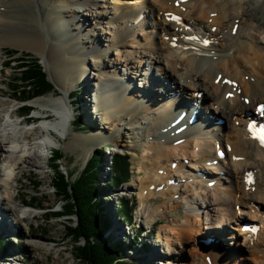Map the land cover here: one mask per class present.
I'll use <instances>...</instances> for the list:
<instances>
[{"label": "bare ground", "instance_id": "obj_1", "mask_svg": "<svg viewBox=\"0 0 264 264\" xmlns=\"http://www.w3.org/2000/svg\"><path fill=\"white\" fill-rule=\"evenodd\" d=\"M140 1H143L144 4V0H135L134 2L125 0V3L122 0H115L113 2L115 5L110 8L114 11L111 12L106 10L105 6H102V10L90 7L91 0H0V50H2L4 42L13 40L18 41L23 48L33 50L43 57L46 55L44 60H46L50 74L55 83L60 86L61 91L57 96L45 98L47 102L53 104L54 113L43 111L42 121V116L33 115L31 118L42 123L27 129L20 126L23 122L26 123L30 120L28 117L22 119V122L15 120L21 107L12 108L10 101L0 99V159L2 161V165H0V232L7 235L9 232L22 229L21 224L25 218H37L36 213L26 206L28 203L33 206V203L22 199V194H19V191L16 193L17 195H14L11 190L26 171L21 167V162L34 166L36 158L45 159L42 149L46 155L47 149L56 145L54 140L56 137L51 132V128L64 135V132L69 130L72 119L69 118L65 102L66 100L69 102V99L72 98L69 89L70 83L83 82L86 87L93 86L94 89V80L102 82L116 80L111 82L116 83L120 81V78V83L123 81L126 84L117 86L115 90L117 92L105 93L108 92L105 88H108L103 87L104 84L96 86L99 91L97 105L100 108L94 107L93 110L100 111L103 115L101 124L107 123V129L112 134L121 131L125 135L122 129L129 128L128 124H132L134 129L140 126L145 128L139 132L144 141L146 152V157L138 166L140 171L143 169L144 173L143 180L139 181L141 201L139 216L144 218L148 216L152 222H155L156 216L160 215L163 209L159 211V207H150L149 200L163 194H168L170 201L175 203L180 199L187 198V211L198 213L197 208L193 206L194 202H190L192 199L194 200V197L192 198L193 191H198L197 198L202 197V202L199 203L200 209L207 208L203 221L197 217L191 220L189 214H186L184 221L176 220L168 228V232L163 231L164 233L159 239H164L162 242V245L166 247L164 251L171 258H167V261L161 264H175L173 261L176 256L174 244L180 245L183 242L189 244L196 241L198 235L203 236L209 232V237L212 239L209 242L218 244L221 236L220 231H225L228 226V228L235 226L234 207L241 208L237 212L240 223L238 228L240 229L241 215L245 214L243 208L248 205L253 209V206H256L257 212L251 213L250 219H258L259 228L256 234L249 230L243 232L245 235L247 232L251 240L245 247L248 248L251 264H264V148L254 138V131L249 126L250 119L255 114L254 110L259 103L264 101V24L255 17L253 12L249 11L247 0H182L178 6H175L174 2L181 0H155L157 4L154 6L151 5V0H147L146 5L155 12L153 16H158L156 22H153V28H157L147 31L145 28L150 26V23L146 21L144 13L137 8L138 4H135ZM256 1L258 4L264 2V0ZM61 2H66L67 7L61 5ZM70 3H81L79 5L83 7L82 10L87 12L78 16L81 9L70 6ZM31 4L34 6L30 7ZM19 5H23L22 10L19 9ZM129 5H132V9ZM116 8L119 9L115 10ZM23 10H29V16H24ZM119 10L130 11L128 15L132 14L133 17H128L123 13L120 20L116 16ZM56 12L60 17H66L69 20L57 21ZM110 14L112 17L109 16ZM160 14L161 16H159ZM91 16L92 19L96 18L92 22H90ZM114 17L116 18L114 19ZM104 18L112 19L117 24L111 20L107 22L108 26L101 25ZM137 19L139 25L135 24ZM55 22L64 27L65 40L57 41L52 38V35L58 37L60 32V29L54 27ZM93 23L96 26L90 28ZM109 24H113L110 27L112 31L105 29L106 27L109 29ZM213 25L217 27L215 32L210 30ZM158 27L161 28L160 32L156 31ZM167 31L176 33V36H171ZM102 36L106 37L109 42L107 49L99 48L100 50H98L94 43H98ZM166 36L168 37L167 42L159 41ZM209 37H214L213 41H209ZM206 39L208 40L207 45L204 43ZM119 44L123 47L137 48L136 52L145 57L143 63L147 66L139 71L134 62H131L130 56H140L136 52L121 49L115 54V59L123 62L126 66L124 72L119 73V76L120 74L123 76L118 77L117 69L113 66H111L112 70H109L107 63H102L100 58H104L113 45ZM92 52L95 53L94 56L88 59L86 55H90ZM155 63L160 64L158 69L160 73L158 74L147 70ZM2 64L0 61V66ZM132 67L133 69L130 71L129 68ZM86 70L88 71L87 75L85 74ZM127 70L130 71L129 74L136 73L139 77L144 75V91L135 95V97L143 96L138 99L139 102L130 95L129 90L131 93L134 90L128 87L130 76H128ZM90 80L91 82H89ZM149 85L151 86L149 87ZM123 87L125 92L127 89V97L124 98L122 105L117 103L113 107H105L103 102L111 101L113 97L123 93L121 91ZM93 89L91 90L94 91ZM190 89L191 92L186 93ZM200 90L203 91V99L209 102L205 108L211 110L209 111L211 115L207 118L206 111L202 112V108L198 107V122L207 119L209 127L202 128L203 132L197 134L195 127L188 123L185 124L182 118L177 116V112H189L194 100L192 98H196ZM177 94L179 95L177 96ZM180 98L185 102L182 107ZM118 99L119 97H117ZM246 99H248V103H245ZM86 101L84 100L85 103H83V114L88 117ZM24 106L32 108L31 105ZM151 107L157 111H155L154 118L149 111ZM250 109L253 111L251 114L249 113ZM54 114L58 117L53 122H47L53 118ZM216 116L224 118L227 124L222 125L214 122L213 117ZM149 117L154 125L151 129L146 128L144 122V118L149 119ZM173 117L177 118L179 125L190 126L189 129L180 134L165 135L162 128L165 123H170ZM234 120L237 125L232 124ZM89 125L96 126L94 122ZM97 126L104 129V125H100V123ZM173 127L175 128V126ZM32 132L34 133L33 137H31ZM97 133L95 130V133L87 136L86 140H82L85 137L73 135L72 142H67L66 147L72 149L78 143L83 145L89 138L98 140L100 136ZM209 133L210 135L206 136ZM180 137H185V140L176 145L175 142ZM37 139H40V142ZM217 144L224 147L226 156L219 161V167L208 166L205 164L206 161L216 159ZM180 159H187L190 163L183 166ZM173 161H176V166L168 168ZM197 161L201 163L198 165ZM38 164H40L39 167H43L41 163ZM188 168L193 170L195 175H192ZM28 170L30 171V168ZM196 170L206 174L209 179L203 178L202 174L197 175ZM220 170L224 171L227 178L218 175ZM247 172L254 176L252 183H248L246 180ZM29 175V177L32 176L30 173ZM172 178H175L174 181L180 182L191 180L189 184L170 185L168 182ZM219 178L220 181L221 178L225 181V185L220 187V182L211 188L207 186L206 181ZM31 179L29 184L34 188L36 182L33 177ZM190 189H192L191 192H189ZM180 191L186 195L181 196L180 194L178 197L172 198ZM17 197L19 198L18 203H11ZM162 202L163 208H166L167 202ZM195 203L198 206V201L195 200ZM36 205L35 203L33 207H39ZM206 205H214V207L210 209ZM115 210L114 213L111 212L112 216H116ZM191 215L194 217V214ZM256 216L257 218H255ZM10 218L12 221L8 222ZM196 223L201 224V228H199L201 230L197 231ZM204 223L205 225L202 226ZM164 228L166 230L167 227ZM111 230L116 235L124 233L116 220H114ZM166 233H174L176 240L173 241ZM39 237L50 240L45 235H39ZM54 241V246L59 245L60 239H54ZM218 252L219 255H224L228 251L221 248ZM55 253L54 261L61 264L59 261L61 251L57 250ZM159 253V249L157 251L150 249L145 253V257L153 260ZM175 261H179V258H176ZM180 264L186 263L180 262ZM224 264L230 263L224 261Z\"/></svg>", "mask_w": 264, "mask_h": 264}, {"label": "rangeland", "instance_id": "obj_2", "mask_svg": "<svg viewBox=\"0 0 264 264\" xmlns=\"http://www.w3.org/2000/svg\"><path fill=\"white\" fill-rule=\"evenodd\" d=\"M125 3V0H122ZM132 2H134L135 0H131ZM152 1V6L156 5L157 2L155 0H151ZM248 1V9L250 12H253V14L255 15V17L257 19H259L263 24H264V2L261 4L256 3V0H247ZM112 2V3H111ZM113 2H115V0H91L90 2V7L95 8L96 10H102V6H105L106 10H110L111 12H113L110 8L113 7ZM127 2V0H126ZM143 1L137 2L135 4H138L137 8L140 9L143 13H144V17H146V21L148 23H150V26L146 27L145 29L147 31L152 30V29H156L157 27L153 28V22H156V18H158V16L154 17L153 14L155 12H153V9H151L150 7L148 8L146 6L147 0H144V3H141ZM61 5H63L64 7H67L66 2H61ZM81 3H70V6H74L76 8L81 9V11H79L78 16H80L82 13H85L87 11L82 10L83 7H81V5H79ZM130 4V3H128ZM133 4V3H132ZM77 5H79L77 7ZM34 6V5H30ZM36 6V5H35ZM132 9V5H129ZM85 8H87L86 5H84ZM157 7V6H156ZM27 8V7H26ZM36 8V7H35ZM121 8V7H119ZM119 8H116L115 10H118ZM19 9L22 10L23 9V5H19ZM37 9V8H36ZM149 10L151 11V13L149 12ZM161 10V9H160ZM38 11V10H37ZM130 11H125V10H119L118 13H116V16H118V18L121 20L122 19V15L124 13V15L128 16V17H133V15H128ZM29 10H23L22 14L24 16H29ZM161 13V12H160ZM56 18L57 21H62L63 20H69L68 18H64V17H60L59 13L56 12ZM135 16L137 15V12L134 14ZM151 15L154 17L151 18ZM212 15V14H211ZM109 16L112 17V14H110ZM114 16V15H113ZM161 16V14L159 15ZM62 18V19H61ZM90 22H92V20L94 21L96 18L92 19V16L90 17ZM116 17H114L115 19ZM155 19V20H153ZM112 19L109 18H104L103 22L100 23L101 25H106L108 26L109 21H111ZM158 20V19H157ZM113 21V20H112ZM114 23H116L115 21H113ZM112 22V23H113ZM97 24V22H96ZM95 23L92 24V26L90 28H94L96 26ZM117 24V23H116ZM152 24V25H151ZM155 24V23H154ZM113 24H109V29L108 27H106V30L112 31V29L110 28ZM256 25V24H254ZM258 25V24H257ZM58 26V27H57ZM54 27H56V29H60L63 30L62 32H59L58 37L52 35L53 39L59 41V39H64L66 37H64V27L60 25V23L58 24L57 22H55ZM212 27V28H211ZM210 27V30L215 32L216 31V26L213 25ZM158 32L161 31V28L158 27V29L156 30ZM117 32V31H116ZM168 34H170L171 36H176V33H171V31H167ZM147 33V32H146ZM67 36V35H66ZM107 37V35H106ZM106 37L104 38L103 36L101 37V39L99 40L98 43H94L95 44V48L100 50V49H107V44H108V40L106 39ZM4 38V37H3ZM163 38V37H162ZM159 39V41H164L167 42L168 41V37H164L163 39ZM214 37H209V40L213 41ZM4 42V41H3ZM140 42H143V40H140ZM21 45V44H20ZM19 45L18 41H7L4 42L3 46H2V50H0V61H2V65L0 66V74H1V79H0V99L3 100H7L10 101L12 108H17L19 105V102L14 99L12 96H14L16 93V95L14 97L19 98V96H21L17 91L13 90L10 87V84H12L14 82V79L17 78V74H16V69H17V65L16 62H13L11 65L6 66L5 62H7L8 60H10L11 58L17 59V58H26L29 60H33V59H37L39 60L43 71L45 72L48 80L50 81V83L53 85V89L48 92L47 94L43 95V96H39L36 98H33L29 101H26L27 104L29 105H36L35 107H33V110H31V112H27L22 113L21 109L18 110L17 112V117L15 120L21 121L24 118H29V121H26V123H22V125L20 127H24L25 129L27 128H33L34 126L42 123V119L44 118V114L43 111L47 110L49 111V113L53 114L54 111V106L53 104L49 103L46 101V97H51V96H57L60 94V86L57 85L54 81V78L52 77V75L50 74V70H49V66L47 65L46 60H44V57H46V55L41 56L39 53L33 51V50H29L26 48H23ZM174 46V45H173ZM158 47L159 44H158ZM100 48V49H99ZM124 49L127 50L128 52H136L137 48H131L128 46H121V44L119 45H113L112 48L110 49V51L108 50L106 56H104V58H100L101 62L108 65V69L112 70L111 66H113L116 70V75L118 77H122L121 74L119 76V73L124 72L123 70L126 68V66L124 65L123 62H120L119 60L117 61V59H115L116 57V53L119 52V50ZM138 49H141L138 47ZM144 50H147L145 48H142ZM12 51H16V53H13ZM13 53V54H12ZM94 52H92V54L90 55H86L88 57V59H91L92 56H94ZM138 56H130V60L134 65H136L137 69L139 71H142L143 68H145L147 65L144 64L143 62L145 61V57H143L142 54L137 53ZM85 56V57H86ZM109 61V62H107ZM116 61V63L114 62ZM5 65V66H4ZM114 65H118L117 67H115ZM160 67V64L155 63L153 64L151 67L147 68L148 71H150L151 73L154 74H158L160 73V71L158 70ZM132 68H129L130 71H132ZM106 70V69H105ZM120 70V71H119ZM129 70H127L128 76H130L129 79V83H128V87L132 88L134 90V92L131 93L130 95L136 99V101L139 102V98H143V96H136L135 95L137 93H141L140 91H144L143 90V85H144V75L142 76H137L136 73L133 74H129ZM85 74H88V71L86 70ZM90 76V75H89ZM88 76V77H89ZM132 79V80H131ZM119 80L121 81V79L119 78ZM94 80L93 84H94V89L93 86H85V84L83 82L81 83H75V82H71L69 85V89H75L73 96V101L72 98L69 99V102L66 100V106H67V110H68V115L69 118L75 119L76 116H80L81 119V124L75 125L73 124V120H72V124L69 126V130L65 131V135L59 131H56V133H54V136L56 137L55 140V147L51 148V149H47L46 155L45 152L42 149V153L45 156V159L40 160L38 158L35 159L36 165L34 166H29L27 163L25 162H21V167L25 168V170L27 171L30 168V171L28 170L27 172L25 171L23 176H20V179L17 183H15L14 188L11 190V193L14 195H17L16 193L19 191V194L21 195V198L24 199L25 201L31 202L33 203V206H35V203L37 204L36 206H39L40 209L37 208H29L32 212L36 213L37 218L36 219H32V218H25V220L22 222V229L17 230V231H12L7 233V235H3L2 232H0V241L2 242V248L0 249V264H58L57 262H55V251L59 250L61 251V258L59 259V261L61 262V264H82L75 256V250H74V243L72 241V239L67 238L66 237V233L68 231L67 229V225L70 223L69 220H67L65 217H55L54 215H52L53 212H58L61 211V204H63L62 200H61V194H58L57 191H54L53 189V181H52V173H51V162L50 159L53 157V150H60L63 157L60 159V166L61 169L64 171V173L66 175H71L70 180H73L74 177L76 175L79 174V172L82 170L84 164L86 163V161L90 158V156L95 153L97 150L101 149L102 146L105 147V151H104V155H103V159L101 160V166H100V170L97 176V184L100 187V190L102 191V197H99L101 200V206L103 207V213L105 214L106 218L108 219V229L105 231L104 237L109 238L110 241L112 242V244H114L115 242H113V240L121 243V247H122V252H123V259L125 261L126 264H156L157 262L159 264L167 261V258H171L169 257V255H167V253L164 251L166 250V247H164V245H162V242L164 241V239H159V237H161L162 233H164L163 231H167L169 227H171V225L173 223L176 222V220H178V222L184 221V215L189 214V218L191 220H193V218H199L201 221L204 220V216H205V211L207 210V208H201V206H199V203L202 202V197L199 196L197 198V196L199 195L198 191H193L194 192V196H192V198L194 197V200L192 199L190 202H194L193 206H195L198 211V213L195 212H188L187 211V206H188V199L187 198H183L180 199V201H178L177 203L170 201V196L168 194H163L160 195L158 197H153L151 198V200H149V205L150 207H159V211L162 210L160 215L156 216V222H152V220L150 219V217H141L139 216V213H141V209H140V198H139V192H140V188H139V181L143 180L144 178V173H143V169L138 168V166L140 165L141 161L144 160V158L146 157V152L144 150V141L142 140L141 136L139 135V132L144 130V126H140L137 129H134L132 127V124H128L127 127L129 128H124L122 129V131L124 130L125 135L123 133H121V131H119L118 133L112 134L111 131H108V124H101L102 120H103V115L100 113V111H94V107L100 108L97 105V100L99 99L98 96V90L96 88V86H100L102 84L103 87H107L108 89L105 88V90H107L108 92L105 93H114L117 92L115 91L117 86H120V84H126L122 81V83H120V81L118 82H113L112 81H116V80H112L111 82L106 81V82H102V81H96ZM91 82V80L89 81ZM119 83V84H118ZM20 86L22 84H19ZM107 85V86H105ZM151 85H149L150 87ZM93 89L94 91H92L91 89ZM115 88V89H114ZM125 88L123 87V89L121 90L123 93H119V95H117L116 97H113V99L108 100V102L105 100V102H103V104L105 105V107H113L115 106L117 103L121 104L123 103L124 98L127 97V89L126 92L124 91ZM202 91V90H200ZM76 92V93H75ZM187 92H191L190 90H187ZM102 93V92H101ZM100 95V94H99ZM117 97H119V99L117 100ZM20 99V98H19ZM116 99V100H114ZM84 100H87V110L86 113L88 114V117H85L83 114V106L85 103ZM103 100V99H102ZM205 100V99H204ZM23 101V100H22ZM37 101V103H36ZM110 101V102H109ZM207 101V100H205ZM72 102V104H71ZM264 102V101H263ZM36 103V104H35ZM70 103V104H69ZM73 107H72V106ZM122 105V104H121ZM142 107V106H141ZM144 108V107H143ZM70 109H74L73 111H69ZM97 110V109H95ZM103 111V110H102ZM151 116H153V118L155 117V111L156 109L154 107H151L149 109ZM157 112V111H156ZM250 113L252 112V110L250 109L249 111ZM28 114V115H27ZM157 114V113H156ZM33 115H39L42 116L41 121H37L36 119L31 118ZM142 117H144V115H142ZM218 117V116H217ZM214 117V121H216V118ZM55 118H57V116L54 114L52 119H49L47 122H53L55 120ZM160 118V117H159ZM221 118V117H220ZM224 119V118H222ZM151 117H149V119H145L144 118V122L146 124V128L151 129L152 126H154L152 124ZM94 122L96 124V126L94 125V127L90 126L89 124ZM100 123V125H104V129H101V127L97 126ZM227 121L224 119V124L226 125ZM232 124L237 125V122L234 120L232 121ZM68 129V128H67ZM106 129V130H105ZM95 130L98 136H100V140H91L89 138L88 141H85L84 144L82 145L81 143H78L77 146H73L72 149H67L66 147V143L67 142H72V136L73 135H78L79 137H85V139L82 140H86L87 136L94 134ZM61 134V136H60ZM34 133L32 132V136L33 137ZM63 136V137H62ZM164 136V134H163ZM150 138H152L151 136H149ZM148 137V138H149ZM149 138V139H150ZM38 142H40V139H37ZM108 143V145L106 144ZM193 149V148H192ZM113 152H121V153H127L130 157V168H131V176L128 179L127 182H122L118 187H108V180L110 178V165H111V160H112V154ZM182 160V159H180ZM189 161V160H188ZM187 162H184L183 160L180 161V163L185 166L187 165ZM38 163H41V166L43 167H39ZM0 165H2V161L0 159ZM168 168H170L168 166ZM173 168V167H172ZM189 170V168H188ZM190 172H192V175H195V172H193V170H189ZM29 173L32 175L31 177H29ZM192 175H190L192 177ZM33 180H35V187L32 188V186H30V182ZM225 178H227V175H224ZM233 179H238L237 177H232ZM230 179V178H228ZM240 179V178H239ZM172 180H175V178ZM191 179H189L190 181ZM206 181V180H204ZM207 182V181H206ZM178 183V184H177ZM181 183L183 184H189V182L187 180H185L184 182H174V184L180 185ZM232 183V182H230ZM168 184H170V182H168ZM173 184V183H172ZM223 185H225V181L223 179H221V185L220 187H222ZM213 187V186H211ZM183 188V187H181ZM192 189H190L189 192H191ZM203 191V190H202ZM238 192V189H237ZM181 196H185L186 194L182 193L181 191L179 193H176V195L172 196L173 197H178V195ZM235 194H237L235 192ZM169 196V197H168ZM96 197H98V195H96ZM188 197V196H187ZM171 198V199H172ZM19 198L17 197L16 200H14L13 204L18 203ZM170 202H169V201ZM179 200V199H178ZM198 201V206L197 203H195ZM121 201H125L126 204H128L129 207H131V220L127 221V220H123L120 215L119 212L117 210V206H119V203ZM162 201H166V208H163V202ZM146 205H148V203H146ZM208 206L210 209L212 207H214V205ZM261 204L258 206L260 208ZM254 207V206H253ZM22 206L20 207L21 210ZM28 208V207H27ZM26 208V209H27ZM49 208L50 212L47 213V209ZM116 209V210H115ZM245 209V214L241 215L242 220L240 221L241 224H243L244 221H247L248 219H250V215L251 213H256V210H253V208H250L249 205L248 207L246 206V208H243V210ZM114 210L116 211V216H112L111 212L114 213ZM239 210H241L240 207L236 206L234 207V220L235 222V226L234 228H226L225 231H220L221 236L219 238L220 242L218 244H211L210 242L208 243H204L205 238L210 236V233H205L203 236L198 235L196 237V241H192L189 244L187 242H183L179 244H174V248L176 250L175 252V259L173 260L175 264H180V262H184L186 264H208V259L210 258L209 264H224V261L226 263V261H228L230 264H251L252 261H250V254L248 252V248H246L245 246H247L251 240L249 238V234L247 232L246 235L243 233L245 230H243L242 225L240 227V229L238 228V226L240 225L239 221H238V217H237V212H239ZM164 211V212H163ZM21 214V212H19ZM49 215H47V214ZM51 213V214H50ZM118 214V215H117ZM191 214H194V217H192ZM145 215H147V213H145ZM191 216V217H190ZM9 217V216H8ZM257 218V216L255 217ZM254 218V219H255ZM70 219L75 222L76 221V217L75 216H71ZM114 220L118 221L120 224V228L121 230L124 232L122 235H116L115 232H113L111 230V227L114 223ZM252 221H255L254 223H259V220H253L250 219ZM12 218L8 219V222H11ZM129 225H127V223ZM165 222V223H164ZM157 223V224H156ZM205 223L202 225L204 226ZM131 226V228H129ZM259 226V224H258ZM138 227L140 228V232L141 234L138 237H134L135 234V230L138 229ZM164 227H167L166 230ZM201 228V224H197L196 223V229L197 231L201 230L199 229ZM210 230H215V229H210ZM111 231V232H110ZM135 231V232H134ZM207 231V230H205ZM168 232V231H167ZM35 233V234H34ZM133 233V234H132ZM127 234H129V236L131 235V241L129 240H125L123 239V237H125ZM160 234V236H159ZM167 234V233H166ZM39 235H45L46 237H48L50 240L45 239V237H39ZM167 235L170 236V238L175 241L176 240V235L173 233H168ZM3 236V237H2ZM168 236V237H169ZM3 238V239H1ZM12 238H14L16 242L12 241ZM211 238V237H210ZM223 238H225V240H222ZM248 238V239H247ZM54 239H60L59 241V245L54 246ZM21 242V245L18 244V246L16 245V243ZM187 243V244H186ZM241 244V245H240ZM245 244V245H244ZM187 245V246H186ZM219 247V248H217ZM225 249L228 252L224 255H219V249ZM150 249H159V255L153 259V260H149L147 259V257H145V253L148 252ZM228 257V259H227ZM176 258H179V263H177L175 260ZM58 261V262H59ZM59 262V263H60ZM264 262V261H263ZM257 264V263H255Z\"/></svg>", "mask_w": 264, "mask_h": 264}, {"label": "trees", "instance_id": "obj_3", "mask_svg": "<svg viewBox=\"0 0 264 264\" xmlns=\"http://www.w3.org/2000/svg\"><path fill=\"white\" fill-rule=\"evenodd\" d=\"M12 52L16 53V51ZM12 59L5 62V65L9 66L16 62L17 78L10 84V87L20 92L21 100L43 96L53 89L39 60H29L25 57ZM24 105L21 106V112L25 114L31 112L29 106ZM74 124L79 126V118ZM52 153L50 169L53 189L62 195L63 202L61 211L53 212L52 215L58 218L65 217L70 221L67 225L66 237L72 239L74 243L76 258L82 264H126L121 243L112 244L109 238L104 237L109 223L103 213L99 198L103 193L97 184V176L104 155L102 148L90 156L73 180H70L71 175H66L61 169L60 159L63 157L61 151L53 150ZM130 164V157L127 153L113 152L107 186L115 188L122 182H127L131 176ZM117 210L121 218L131 220V207L125 201L119 203ZM48 212H50L49 208ZM71 216L76 217L75 222L70 219ZM18 244L21 245V242ZM1 248L2 242L0 241Z\"/></svg>", "mask_w": 264, "mask_h": 264}]
</instances>
